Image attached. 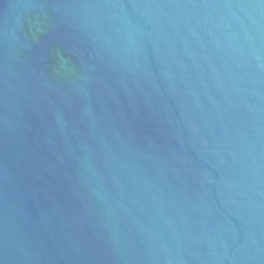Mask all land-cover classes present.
<instances>
[{
    "label": "water",
    "instance_id": "1",
    "mask_svg": "<svg viewBox=\"0 0 264 264\" xmlns=\"http://www.w3.org/2000/svg\"><path fill=\"white\" fill-rule=\"evenodd\" d=\"M0 264H264V0H0Z\"/></svg>",
    "mask_w": 264,
    "mask_h": 264
}]
</instances>
